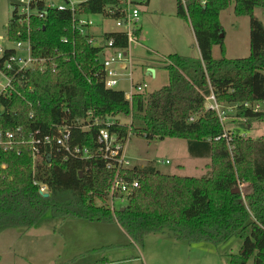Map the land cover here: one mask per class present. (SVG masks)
<instances>
[{"label":"trees","instance_id":"trees-1","mask_svg":"<svg viewBox=\"0 0 264 264\" xmlns=\"http://www.w3.org/2000/svg\"><path fill=\"white\" fill-rule=\"evenodd\" d=\"M232 2L237 15L251 18L250 55L246 57L225 55L220 14ZM9 3L15 10L6 26L7 35L12 40L29 35L32 54L46 61L45 71L19 70L17 66L5 69V61L15 53L7 46L0 68L16 89L0 95L4 107L0 123L5 128L22 127L27 135L35 129L46 134L56 124L72 125L82 119L81 125L90 127L85 131L80 125L74 127L76 142L93 154L87 159L64 160L43 145L36 156L29 144L0 149V232L10 227H36L46 218L55 223L71 216L117 221L132 243L165 230L187 242L220 243L241 237V249L231 264H247L250 258L253 264H264V134L253 138L243 133L251 121L264 120V24L254 15L255 7H264V0H186V4L178 0L177 16L192 25L200 57L170 54V63L164 65L169 82L152 93H136L132 100L123 90L105 86L100 60L109 38L114 39L115 47L128 46L125 31L104 32L101 43L94 44L89 40L94 35L74 27L70 7L61 10L47 6L45 0L32 1L30 7L37 11L27 19L18 12L20 0ZM125 3L83 0L77 15L122 18ZM135 35H140L139 28ZM214 45L221 47L219 58L212 55ZM212 92L220 104L233 106L235 128H226L218 113L206 108L205 96ZM256 103L260 108H255ZM119 114L130 115L131 121L122 123ZM95 118L112 119L113 123L97 125ZM103 126L122 142L130 133L147 139H186L191 156L211 159L208 172L200 177L172 175L151 163L124 169L128 179L140 180V186L129 194L124 209L114 213L105 203L113 171L106 159L94 153ZM225 131L230 140L222 136ZM246 182L251 191L244 199L233 190ZM40 184L48 186L49 196L43 195Z\"/></svg>","mask_w":264,"mask_h":264},{"label":"rangeland","instance_id":"rangeland-1","mask_svg":"<svg viewBox=\"0 0 264 264\" xmlns=\"http://www.w3.org/2000/svg\"><path fill=\"white\" fill-rule=\"evenodd\" d=\"M48 1L56 4L65 2ZM177 1L139 2L137 24L141 27V35L138 40L130 42L126 50L132 56L131 68H125L130 63L116 64L121 75L115 89L126 93L131 91V70L134 83H146L145 92L152 93L169 82V71L164 65L170 63V54L199 57L192 25L177 16ZM234 7L232 2L220 14L225 55L228 58L246 57L250 55L251 18L237 15ZM14 10L15 6L9 0H0V43L6 46H15L18 40L10 39L6 30ZM36 11L27 4H20L18 9L20 14ZM254 15L264 24V7H255ZM81 17L93 22L88 29L94 39H99L105 31L119 28L114 18L99 13L82 14ZM18 52L26 54L25 50L18 49ZM221 54L220 45H214L212 55L219 58ZM103 56L101 54L100 58ZM147 60L159 64L157 77L146 73ZM7 82V76L0 69V90ZM222 108L228 110L223 119L226 128H235L233 106L223 104ZM117 118L124 124L131 121L130 115L119 114ZM249 124V129L243 131L247 137L257 138L264 134V120H254ZM125 158L131 166L151 163L166 174L200 177L208 172L206 161L191 156L188 142L183 138L147 139L130 133L125 145ZM166 160L170 162L166 163ZM238 187L245 199L251 186L246 182ZM95 202L101 204L99 199ZM242 243L243 238L237 236L220 243L206 240L187 242L177 239L170 230L147 234L141 243H132L117 221H90L71 216L55 223L46 218L36 227H10L1 231L0 264H231ZM247 264H253V259L250 258Z\"/></svg>","mask_w":264,"mask_h":264},{"label":"built area","instance_id":"built-area-1","mask_svg":"<svg viewBox=\"0 0 264 264\" xmlns=\"http://www.w3.org/2000/svg\"><path fill=\"white\" fill-rule=\"evenodd\" d=\"M32 1L38 0H20L22 4H27L28 6H30V3ZM140 1L144 2L146 0H126L123 8L124 16L122 18L115 19L119 27L118 30H123L127 34L128 46L125 48L115 47L113 38H109L105 44L106 47L104 52L102 53L104 56L103 58H100V60L101 63H103V67L105 70L104 83L108 88H115V86L119 82L121 73L116 67V64L130 63V65H126L125 68H131L132 66V56L126 50L129 47L130 42L138 40V36L135 35V30L139 28L137 21L140 16V10L138 8V4ZM182 2L186 4V0H182ZM45 4L47 6H57L61 10L70 7L74 12V27L77 28L82 34H86L87 32L90 33L88 26L92 25L93 22L89 18L86 19L81 17L82 15H77L79 4L78 1L65 0V2L56 4L53 1L45 0ZM38 14L39 16L43 15L42 13ZM25 16V18H29L30 14L26 13ZM89 40L94 44H99L101 43L102 38L100 37L99 39H94L93 37ZM15 42V46H8L9 48H13L15 50V53L11 54L10 57L5 61V69L11 70L15 66H17L19 70L24 68H38L41 71H45L44 61H46V58L37 57L32 54L31 38L29 35L26 39H18ZM6 49L7 46L0 43V58L4 55ZM18 49L25 50L26 54H22L21 52L19 53ZM110 49L111 52L106 53V50ZM5 69H1V72L5 76H7L8 82L0 90V95H9L16 89V87L13 86L12 78L5 73ZM129 80L131 83V91L128 93L125 92V94L128 100H132L134 94L145 92L147 84H143L141 82L135 84L133 81L131 70L129 73ZM205 99L206 108L216 111L223 121L228 110L222 108V104L217 101L215 94L212 92L211 94L206 95ZM246 105L248 104L246 103ZM255 108H260V104L256 103ZM3 109L4 107L0 105V119L3 117ZM94 121L97 125L102 122L105 124L113 123L112 119H107L104 121L100 120L99 118H95ZM84 122L85 121L82 119H77L76 122H74L72 125L66 123L56 124L53 126V131L46 134H41L40 129H35L29 131L27 135L26 132L23 131L22 127H19L17 129L5 128L0 123V149L13 150L20 147L21 145L29 144L31 145L33 155L36 156L39 151V146L43 145V147L51 148L55 153L60 154L64 160L70 157L87 159L93 153H91V149L89 147L76 142L77 135H75L74 133L75 126L80 125L81 131L89 129L90 124L81 125ZM222 136L226 137L229 140L231 139L227 131H225ZM220 137L221 136H219L218 138ZM98 141L100 145L98 147V151L94 153L99 154L104 159H106L108 168H111L113 171L105 203L110 208V210L115 213L116 209L124 207L128 203L129 194H131L137 187L140 186V180L128 179L127 173L123 172L124 169L133 167L131 166L129 160L125 158L126 142H122L119 136L116 134H112L106 126L99 128ZM161 162H164V160H162ZM169 162L170 160H166V163ZM48 189L49 188L46 184H40V191L42 193L48 192Z\"/></svg>","mask_w":264,"mask_h":264},{"label":"crops","instance_id":"crops-1","mask_svg":"<svg viewBox=\"0 0 264 264\" xmlns=\"http://www.w3.org/2000/svg\"><path fill=\"white\" fill-rule=\"evenodd\" d=\"M76 1H78V2H81L80 0H76ZM149 1V0H148ZM145 2V1H144ZM139 27V26H138ZM192 27V26H191ZM139 29H140V35H141V27H139ZM115 30H118V28L117 29H115ZM192 30H193V27H192ZM108 31H114V30H108ZM108 31H105V32H108ZM104 33V32H103ZM102 33V34H103ZM193 33H194V30H193ZM101 34V35H102ZM140 35L137 37L138 39H139V37H140ZM194 36H195V33H194ZM195 39H196V36H195ZM196 44H197V41H196ZM197 47H198V44H197ZM198 51H199V57H200V49H199V47H198ZM109 52H111V49L109 50ZM108 52V50H106V53H109ZM152 61V63H150V60H147V62H148V64L146 65L147 66V70H146V73L148 74V69L150 68V67H152V68H154L155 69V74H151V73H149L151 76H153V77H157V70H158V65L159 64H157V62H154L153 60H151ZM161 65V64H160ZM198 158V157H197ZM204 161H206L205 162V166L208 164V162L209 161H211L210 160V158H208V157H205V158H202ZM210 163V162H209ZM137 165V164H136ZM145 165V164H144Z\"/></svg>","mask_w":264,"mask_h":264},{"label":"water","instance_id":"water-1","mask_svg":"<svg viewBox=\"0 0 264 264\" xmlns=\"http://www.w3.org/2000/svg\"><path fill=\"white\" fill-rule=\"evenodd\" d=\"M221 36L223 37L224 34L221 33ZM149 73H151V74H155V69L152 68V67H150V68L148 69V74H149ZM49 155H50V154H49ZM49 155H48V156H49ZM80 173L83 174V171H81ZM233 192H240V188H239V187L235 188V190H233ZM43 195H44V196H49L50 193H49V192H45V193H43ZM121 209H124V207H122Z\"/></svg>","mask_w":264,"mask_h":264}]
</instances>
